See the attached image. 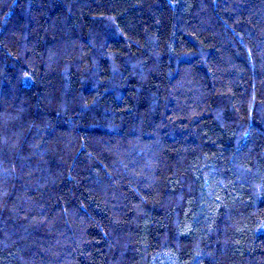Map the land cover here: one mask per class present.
I'll use <instances>...</instances> for the list:
<instances>
[{"label":"trees","instance_id":"16d2710c","mask_svg":"<svg viewBox=\"0 0 264 264\" xmlns=\"http://www.w3.org/2000/svg\"><path fill=\"white\" fill-rule=\"evenodd\" d=\"M0 264H264V0H0Z\"/></svg>","mask_w":264,"mask_h":264}]
</instances>
